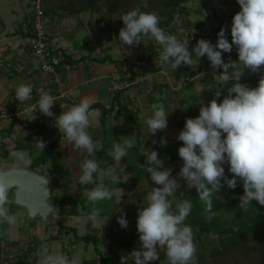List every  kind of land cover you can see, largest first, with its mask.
Returning <instances> with one entry per match:
<instances>
[{
    "label": "clouds",
    "instance_id": "clouds-1",
    "mask_svg": "<svg viewBox=\"0 0 264 264\" xmlns=\"http://www.w3.org/2000/svg\"><path fill=\"white\" fill-rule=\"evenodd\" d=\"M240 11L231 21V43L226 36V27L217 33V42L213 45L209 40L200 39L194 48L189 50L190 39L179 40L175 35L167 34L159 27L160 17L154 12H141L140 8L132 9L122 15L124 27L119 30L117 40L123 46H137L144 37H150L162 48L156 62L161 67L170 65L177 70L182 64L192 66L193 54L197 58L207 57L213 69V80L220 85L212 100L207 104L200 101L199 116L187 118L184 128L177 139L183 142L178 148V156L183 164L178 176L186 181L189 188L194 187L199 199L205 205L208 219L216 212L212 210V194L219 191L223 185L236 188L238 179L243 182V195L239 196V207L246 209L252 201L264 206V75H261L258 86L250 88L240 83L245 70L256 73L264 67V0H237ZM147 7V4L144 5ZM235 45L238 60L230 58L225 62L222 53H231ZM223 71L215 74L217 70ZM203 76V73H200ZM232 82L227 88V95L221 102L220 89ZM33 86L21 83L15 88V99L20 103L32 98ZM40 91L39 100L23 109L28 120L36 119L33 112L54 118V126L68 144L86 153L79 165L77 183L80 186L95 185L94 174L100 170V163L94 157L103 151V144L94 141L88 129L100 113L92 108L93 101L82 98L78 104L62 111L58 116L52 112L56 97L48 92ZM235 94V95H233ZM153 111L144 123L148 135L155 136L158 131L167 128L168 115L163 106L153 105ZM157 141L153 140V144ZM34 147L41 153L46 142L34 138ZM159 144L166 146L163 137ZM135 146V141L124 138L122 142L112 145L110 155L115 165L101 172L111 177L115 184L125 183L130 178L121 159L128 150ZM9 156L15 162L17 171L27 169L32 159L25 151L14 150ZM146 160L140 166L150 174L151 181L159 187H152L146 197V206L138 209L136 227L139 233L140 249H133L130 254L121 257L120 264H128L129 256L135 264H149L160 258L158 248L165 249L167 264H197V247L194 243L193 230L185 224L192 203L185 199L176 202V193L180 187L177 178H173L172 169L165 168L164 162L158 158L155 150L145 149ZM229 165L228 171L233 174L231 179L225 176L224 165ZM5 172H0V225L15 226L17 219L9 213L8 205L12 203L10 191L14 183L6 179ZM47 181L44 180V184ZM146 183V182H145ZM84 195L92 205L88 221L95 223L101 209L96 205L112 198L113 192L104 185L83 187ZM46 194L49 195L45 188ZM118 217L122 228H127L123 210ZM38 264H77L64 254H42Z\"/></svg>",
    "mask_w": 264,
    "mask_h": 264
},
{
    "label": "crops",
    "instance_id": "crops-1",
    "mask_svg": "<svg viewBox=\"0 0 264 264\" xmlns=\"http://www.w3.org/2000/svg\"><path fill=\"white\" fill-rule=\"evenodd\" d=\"M28 12L29 9L24 10L23 8L11 10L8 3L5 2L0 4V88H4L7 93V98L0 100V171L17 168L15 162L10 159L9 153L16 150L18 137H25L30 131V129H22L17 124L13 125L8 119L1 117L4 104L15 97L16 86L21 83H29L32 86H43L47 92L53 93L61 85L69 91L74 100L65 104L64 107H61L59 103L56 110L53 111L54 116H58L62 111H67L85 97L93 101L92 106L95 107L92 108L98 109L100 113L88 131L94 141H100L103 144V151L97 152L94 158L98 162H102L104 167H100L101 171L94 174L95 185L83 186L91 188L96 185L106 186L107 183H112V186L108 187L113 192L112 198L96 205L101 209L98 222L101 219L109 220L114 216H120L117 215L120 209L124 214H127V208H129L128 212L133 213L134 210H138L140 206L147 203L146 197L151 188L159 187L151 181L150 174L140 166L146 160L143 156L145 149L157 151L158 158L164 162V167L172 169V177L180 181L176 197L184 199L189 196L194 187L186 188V181L178 176L179 168L183 164L182 159L178 156V148L181 147L180 143L183 146V142L179 141L177 136L183 130L187 118L199 116L200 101L207 104L215 98L214 94L221 87L212 79L214 72L207 57L199 59L193 56V65L186 66L190 78L187 84H184V78L175 75L173 70L169 77H164L160 72H156L151 73L147 81L141 82V78L146 73L142 72L143 68L135 67V77L131 78V63L137 59H146L151 51L147 53L144 50L145 53L134 48V55L130 56L131 53L124 50L121 51L124 55L120 57L118 49L111 48L112 44L109 43L113 41L111 39L96 47L91 45L90 47L88 45L80 47L77 43L78 40H81L80 33H75L73 39L72 34L69 38H64V32L57 31L56 26L50 24L48 20V31L61 38L62 46L68 55L67 63L70 65L69 69L60 68L58 78L48 76L37 69V60L21 45L24 36L21 31V23L26 19ZM183 39L185 38L182 37L179 40ZM210 42L213 45L216 43V41ZM235 48L233 45L232 52L227 55L222 53V58H227V62L229 58L232 61H237L238 52H235ZM189 50L191 51V49ZM155 62L156 59H154ZM20 65H24L26 69L19 70ZM209 69L212 70L209 71ZM200 73L204 75L201 76ZM252 74L254 73L246 69L241 79H246ZM206 76H209V79H204ZM258 82L259 79L256 78L254 81L243 80L241 83L255 88L258 86ZM231 86L232 82L220 89L221 95L217 98L218 103L222 101V91ZM153 105L163 106L165 111L169 112L167 128L164 131H158L155 136L148 135L147 125L144 123L145 119L151 115ZM123 111L131 113V115L124 114ZM38 124L54 126V118L42 114L35 119L33 125ZM58 135V146L53 153L56 159L55 167L50 161L35 170L48 176L55 185L53 188L54 200L57 205L59 204L63 220L73 215H88L92 205L84 195L83 187L77 183L79 165L86 153L68 144L61 133ZM162 137L167 140L166 146L159 144ZM124 138L135 141V146L128 150V154L120 162L121 166L126 167L125 171L128 172L130 178L125 183L115 184L111 177L102 175L101 172L115 165L113 158L108 153L112 149L114 140L122 142ZM54 139L46 142V147L41 153L34 147V144L19 151L27 152L31 159L39 158L46 154ZM153 140H156L157 143L153 144ZM28 168L31 169L30 166ZM42 168L46 171H43ZM134 197L138 198L136 203L129 201L125 203V200ZM11 200L9 211L12 204L14 205V199L11 198ZM11 214L15 215L13 212ZM130 217H125V219L129 221Z\"/></svg>",
    "mask_w": 264,
    "mask_h": 264
},
{
    "label": "rangeland",
    "instance_id": "rangeland-1",
    "mask_svg": "<svg viewBox=\"0 0 264 264\" xmlns=\"http://www.w3.org/2000/svg\"><path fill=\"white\" fill-rule=\"evenodd\" d=\"M36 1L38 0H0V4L8 3L11 10L29 9L28 14H30ZM182 1H185L180 5L183 10L174 11L168 8L167 0H41V4L46 13V23L49 20L50 24L56 26L57 31L62 30L65 34L64 38H69L72 34L73 39L75 33H80L81 40L77 41L80 47L86 45L96 47L111 39L113 40L109 42L112 44L111 48L118 49L120 57L124 55L122 53L124 50L130 52V56H132L135 53L134 48L148 53L154 46V39L150 37H144L142 42L134 47L123 46L117 40L119 30L124 27L121 20L122 15L141 4H147L144 12H154L160 17L159 27L165 32L175 33L178 39L182 37L197 39L198 35L203 37L211 35L213 29L220 28L225 21L232 20V17L240 11L237 0H204L206 3L203 4L201 0ZM102 22L105 25H102ZM200 23L201 25H197ZM8 42L10 41L8 40ZM235 52L237 53L236 48ZM193 56L195 55L193 54ZM211 70L209 69V71ZM204 79H209V76ZM6 98V90L0 88V100ZM42 170L46 171L44 168ZM186 188H189L187 183ZM11 198L14 199L13 193L10 194ZM128 199L125 200V203L126 201L136 203L138 198ZM185 199L176 197V202L179 203ZM13 201L15 208L11 206L9 213H15L17 223L8 228V242L0 240V264H16L18 262L16 253L25 251L37 239L42 241L34 253V258L29 261L30 264H38L42 254H64L69 260L75 257L77 264H98L100 259L98 250L103 255H107L110 250L114 251L115 249L120 252L121 249L116 246L119 240L122 241L124 238L131 240L139 235L133 216L130 217L126 229L119 225V216L92 223L88 221V215H73L68 219L60 218L59 220L50 214L49 220L46 221L43 217H31L25 208L15 203V199ZM120 213L117 215H121ZM90 231L94 233L95 237L102 240L97 247L93 243L75 241V232L79 236H85ZM218 238L219 235L216 232L204 234L197 239L194 238L197 247L196 255H205V251L210 249L215 251L219 245ZM135 242L137 243L138 239ZM201 243L207 244V248L202 249ZM260 247L257 244H247V246L239 244L237 247H231L226 253L206 257L203 262L197 264H264V247ZM131 251L127 249L126 254H130ZM158 252L160 253L159 260L149 262V264H167L165 249L158 248ZM120 261L121 259L114 260L115 264H120ZM128 264H135L130 256Z\"/></svg>",
    "mask_w": 264,
    "mask_h": 264
},
{
    "label": "trees",
    "instance_id": "trees-1",
    "mask_svg": "<svg viewBox=\"0 0 264 264\" xmlns=\"http://www.w3.org/2000/svg\"><path fill=\"white\" fill-rule=\"evenodd\" d=\"M121 1V0H117ZM167 6L168 8H171L172 11L174 10H181L180 5L185 2L182 0H167ZM201 3H204V0H201ZM138 8H140L141 12H144L145 6L143 4L139 5ZM183 10V9H182ZM46 14V13H45ZM197 25H201L197 24ZM222 27H226V36L231 43V34H230V27H231V21H225L223 25L220 28H215L212 31L211 35H208L206 37H202L201 35H198L197 39H190V46L189 49H192L196 46L197 41L200 39H205L209 41H216L217 42V33L221 30ZM170 32V31H169ZM173 34V32H171ZM149 38V37H148ZM216 44V43H215ZM150 54L146 59H137L134 63H131V78L135 77V67H138L140 69L143 68L142 72H150V73H156L160 71V67L154 63V59L158 56V53L162 51V48L155 42L154 40V46L150 50ZM65 52V50H64ZM226 55L228 53H225ZM68 57V55L66 54ZM155 57V58H154ZM154 58V59H153ZM225 62H227V58L224 59ZM220 72H222V69H219ZM175 72V75L181 76L184 79L188 78V73L186 70V66H181L177 70H173ZM264 75V72L261 74ZM256 75L252 74L248 76L246 79H241L240 83L243 82V80L247 81H254L256 79ZM223 98L227 95V90H223ZM234 95V94H233ZM222 98V100H223ZM95 107V106H92ZM119 112V111H118ZM121 112V110H120ZM124 114L127 113V111H123ZM131 115V113H127ZM13 125L17 124L22 129H25L20 122H13ZM30 131L29 133L23 137L19 136L17 140V146L16 150H24L30 146H32L34 142V138H41L45 142L48 140H51L55 138L49 149L47 150L46 154L39 157L32 159V163L30 165V168L32 170H35L41 165H45L48 162L51 161V164L53 167L56 165V159L53 156L55 148L58 146V139L59 133L58 129L55 126H46L43 124L38 125H30L29 127ZM179 145L182 146V143ZM100 167H104V164L100 163ZM225 176L228 179H231L233 177V174L228 171L229 165L225 164ZM55 169V168H53ZM36 171V170H35ZM112 183H107L106 187L112 186ZM221 184L223 187L219 189V191L212 194L211 200H212V210L215 213V215L212 216V219H208V213L205 211V205L204 203L199 199L198 194L196 192V189L193 188L192 193L189 196H186L185 198L190 200L192 203V209L189 214V216L185 220V224L190 225L193 230V236L194 238H200L204 234L209 233H218L219 238V245L218 248L213 251L212 249L205 251V255L200 254L197 255V263H201L204 261V258L215 255V254H221L226 253L231 247H237L239 244H257L258 247L262 246L264 247V206L260 205L256 201H252V205L248 206L246 209H241L239 207L240 201L239 196L243 195V182L238 179L236 188L232 189L227 186V184L224 182V180H221ZM142 205V204H141ZM146 206V204H143L140 206V208ZM12 207L15 208V206L12 204ZM127 214L125 215L126 218H129L130 216L134 218L135 222L137 221V215L138 210H134L133 213L128 212L129 208L126 209ZM61 215H63L61 213ZM8 224H2L0 225V240L1 242H8ZM62 231V229H60ZM138 239V242L136 243L135 240ZM41 239H37L36 242H33L30 244L27 249L23 252L16 253L18 256V262L16 264H30L29 261L34 258V253L36 252L38 245L41 243ZM75 241H83L87 244H94L95 247H97L102 240L95 237L94 233L92 231L88 232L85 236H79L75 232ZM202 249L207 248V244L201 243ZM118 246L121 251L119 252L118 249L110 250L109 253L106 255H103L99 250L98 254L100 255V259L98 261V264H115L114 260L121 259L122 256H126L127 249L128 250H139L140 249V241H139V235L133 237L131 240L124 238L118 241ZM261 249V247H260Z\"/></svg>",
    "mask_w": 264,
    "mask_h": 264
},
{
    "label": "built area",
    "instance_id": "built-area-1",
    "mask_svg": "<svg viewBox=\"0 0 264 264\" xmlns=\"http://www.w3.org/2000/svg\"><path fill=\"white\" fill-rule=\"evenodd\" d=\"M101 24L105 25L104 22H102ZM21 31L24 34L21 45L30 52L31 56L34 59L37 60V69L42 74L58 78L60 75L61 67H65L66 69L70 68V65L67 63L68 57L64 52L61 38L57 35L50 34V32L48 31L46 15L42 7L41 0H38L34 3L32 13L28 14L26 19L22 21ZM166 33L171 34V32L169 31H166ZM172 35H175V33H173ZM155 64L160 67L159 72L164 77H169L171 75V71L173 69L170 65L161 67L158 61L155 62ZM18 69L25 70L26 68L24 65H20ZM263 72L264 67H262L260 71L254 74L258 79H260ZM219 73L220 70H217L215 74ZM150 76L151 73L146 72V74L141 78V82L147 81ZM189 81V77L185 78L184 84H187ZM39 90L47 92V90L43 86H33L32 98L23 103L17 101L15 97H12L9 102L4 104V106L2 107L1 117L8 119L12 123L15 121L20 122L25 129H29L30 125L34 124L35 119L29 121L28 116L24 113L23 109L27 106L35 104L39 100ZM49 94L56 97V104L53 106L52 112L56 110L59 103L61 107H64L65 104L71 103L74 100L69 91L64 89L61 85L55 92ZM40 115H42V113H39V109L37 108L33 112V116H36V118H38Z\"/></svg>",
    "mask_w": 264,
    "mask_h": 264
},
{
    "label": "water",
    "instance_id": "water-1",
    "mask_svg": "<svg viewBox=\"0 0 264 264\" xmlns=\"http://www.w3.org/2000/svg\"><path fill=\"white\" fill-rule=\"evenodd\" d=\"M0 172L7 173L6 179L14 183L10 194H14L15 203L25 208L31 217L39 216L48 221L52 214L62 219L60 207L54 200V185L48 176L29 168L20 171L10 168ZM44 180L47 181L45 184Z\"/></svg>",
    "mask_w": 264,
    "mask_h": 264
}]
</instances>
